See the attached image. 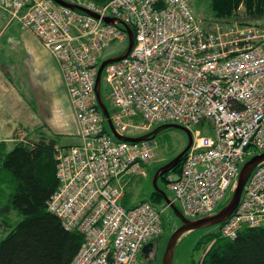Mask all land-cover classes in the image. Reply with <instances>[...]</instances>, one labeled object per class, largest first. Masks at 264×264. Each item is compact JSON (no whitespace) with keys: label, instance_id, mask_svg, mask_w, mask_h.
<instances>
[{"label":"built area","instance_id":"obj_1","mask_svg":"<svg viewBox=\"0 0 264 264\" xmlns=\"http://www.w3.org/2000/svg\"><path fill=\"white\" fill-rule=\"evenodd\" d=\"M63 1L97 16L53 0H0L7 22L16 19L50 53L78 123L80 144L56 154L59 184L48 205L83 236L68 264H142L139 249L162 232L168 203H122L128 178L146 175L155 152L152 139L115 140L105 130L95 107L99 59L114 41H125L124 51L129 27L130 50L101 71L112 124L134 135L169 122L190 129L180 171L166 173V183L182 214L196 218L212 213L241 164L264 151V25L206 22L189 0ZM263 222L264 160L220 232L232 238L242 226Z\"/></svg>","mask_w":264,"mask_h":264},{"label":"trees","instance_id":"obj_2","mask_svg":"<svg viewBox=\"0 0 264 264\" xmlns=\"http://www.w3.org/2000/svg\"><path fill=\"white\" fill-rule=\"evenodd\" d=\"M92 1L102 4L109 0ZM209 9L211 18L200 19L206 22L209 19H236L240 25H264V21L254 20L264 17V0H209ZM62 88L69 102L63 85ZM100 93L103 101L106 97L110 99L108 89L100 88ZM95 107L103 116L105 130L112 136L98 102ZM108 110L111 113L113 107ZM74 120L78 130L75 116ZM58 137L59 133L50 134L42 125H38L27 128L25 132H14L11 140L0 139V264H68L82 243V234L75 229H66L60 217L48 205L50 196L59 184L56 176L57 152L80 144L79 134V141L74 143H60ZM8 141L12 142L11 147H7ZM182 159L183 156L167 171L159 174L157 185L164 191V187L158 184L159 178L167 187L166 173H178ZM161 164L152 169L151 178ZM129 181L130 177L122 197L124 206L131 207L142 201H149L158 207L166 204L162 195L152 187L146 197L130 205ZM227 199H223L216 209ZM221 224L197 239L195 247L199 249L202 246V253L197 261L192 259L191 264H264V222L256 226L244 225L232 238L221 234Z\"/></svg>","mask_w":264,"mask_h":264},{"label":"rangeland","instance_id":"obj_3","mask_svg":"<svg viewBox=\"0 0 264 264\" xmlns=\"http://www.w3.org/2000/svg\"><path fill=\"white\" fill-rule=\"evenodd\" d=\"M189 1L191 3L194 14L198 18H211L212 15L209 9V0ZM3 16L5 15L3 14V12L0 11V62L6 63L7 61L15 60L18 55H20L19 59H21L26 54L25 50H22V48H20L19 46L22 45V41L25 34L24 31H27V29L22 28L16 19L11 20L12 22L9 23L7 22V19ZM254 20H256V22H263L264 17L254 18ZM124 43L125 41L112 42L105 49L104 57L120 52L124 46ZM101 59L102 58H100L99 61H101ZM21 66L23 67L22 64ZM2 77L6 78L5 74L0 71V78ZM20 80H23V78H20ZM100 84L101 90L108 89V85L103 80V73L101 76ZM20 88L21 92L25 93L24 102L22 103L19 98L16 102L15 100H8V112L11 113V127L13 128L6 130L3 128L2 130H0V136L12 134L14 127L18 124V122L13 123V121L18 118L19 120H21L20 122H24L22 124L29 126V128H33L37 125H42V127L48 130L50 134L59 133L58 139L60 143H74L79 141L77 125L69 106L61 105L58 106L57 109H49L45 117H42V115H38L39 110L37 111V115H28V113L34 111L35 103L31 100L32 95H30L27 86L20 85ZM9 90L10 85H8V82H6L5 84L4 81L0 80L1 100L5 99V95L10 94ZM8 99H11V95L8 96ZM104 99L107 108H111L112 102L110 101V99H108L107 97ZM131 118L134 121H137L139 119L138 115H134ZM196 127L198 128L199 125H197ZM9 130L11 131L8 132ZM201 131H203V128L201 129ZM134 134L135 132L131 130H128L126 132V135ZM151 139L155 156L144 164L147 171L146 175L130 176L128 187H130L129 192H131V197L129 198L128 203L137 202L147 196L148 192H150L152 189V169L155 168L157 164H161L162 162L168 161L179 150H181L186 143L187 136L186 133L180 128L166 127L157 131ZM11 146L12 142L8 141L7 147ZM158 184L164 187L167 195L172 198L171 191L165 186L164 182L160 178ZM229 194L230 192L227 191V195ZM174 202L178 207H180L178 201L175 200ZM161 214L163 229L159 237L154 241L156 245V249L154 251L155 264H160L166 240L172 229L175 227V225H177L179 220V218L176 216V214L171 208H164ZM216 228L217 224H213L184 232L175 243L171 264H191L192 259L197 261V259L200 258L202 253V246L199 247V249L195 247L197 239L201 235L213 231ZM156 243H158V246Z\"/></svg>","mask_w":264,"mask_h":264},{"label":"water","instance_id":"obj_4","mask_svg":"<svg viewBox=\"0 0 264 264\" xmlns=\"http://www.w3.org/2000/svg\"><path fill=\"white\" fill-rule=\"evenodd\" d=\"M54 1H56L62 5H65V6H68L71 8H77V9L89 12V13L93 14L94 16H97L96 13H93V12L87 10L86 8H84L80 5L68 3V2H65L63 0H54ZM104 20L109 22V21H112L113 18L109 17V16H105ZM125 27H126L127 34H128V42H127L126 47H125L123 52L116 54V55L106 57L100 61L98 69H97V73H96L94 89H95V93H96V97H97V102L101 108V111H102L105 119H106V122L108 123L112 134L115 137H117L118 139L137 142V141H141L143 139H146L150 136H154V134L157 131H159L163 128H166V127L180 128L186 133L187 140H186L184 147L181 150H179L168 161L161 164L155 170V172L151 178L152 187L162 195L164 201L166 203H168V205L171 207V209L174 211V213L176 214V216L180 220V223L178 225H175V227L170 232V234L166 240L165 247H164V250H163L162 256H161L160 264H171L175 243L177 242L179 237L184 232L191 230V229H195V228L205 227V226H209V225H213V224H220L223 221H225L231 215V213L235 210V208L237 207V205L239 203L243 188H244V186L247 182V179L249 178L253 168L259 162L264 160V151H261L259 153H256V154L248 157L241 164L239 172H238L237 177H236V180L234 181L233 187L230 190V194L227 196L228 199L220 208L215 209L212 213H208V214L196 217V218H188L185 215H183L182 212L180 211V209L174 203V201H172V199L167 195V193L161 187H159L157 185V178H158L159 174L167 171L172 165L176 164L181 159V157L185 154L187 149L190 147L191 140H192L190 129L181 125V124L169 122V123L158 124L155 127H153L151 130H149L145 133L138 134V135L122 134L114 128L112 121H111V118H110L109 110H108L107 106L105 105L103 99L101 98V93H100V79L101 78L100 77H101V71H102L103 67L107 63L118 60V59L122 58L123 56H125L131 48L132 32L129 29V27H127V26H125ZM149 244L150 243H148V242L145 243L143 245V249L145 247H147Z\"/></svg>","mask_w":264,"mask_h":264},{"label":"crops","instance_id":"obj_5","mask_svg":"<svg viewBox=\"0 0 264 264\" xmlns=\"http://www.w3.org/2000/svg\"><path fill=\"white\" fill-rule=\"evenodd\" d=\"M24 33L22 45L19 47L22 50L24 49L26 54L21 59H19L20 55H18L15 60L7 61L6 63L0 62V71L6 76V78L2 77L0 80L4 81L5 84L8 82V85H10V94L5 95V99H0V130L13 128L11 127V113L8 112V100H15L16 102L19 98L22 103L24 102L25 93L21 92L20 85L27 86L30 95H32L31 100L35 103L34 111L28 113V115H37L39 110L38 115L45 117L49 109H57L61 105L70 107L62 88L59 72L50 53L31 31L27 30ZM20 78H23V80H20ZM9 95H11V99H8ZM20 121L18 118L13 121V123L18 122V124L14 127L12 134L16 131L25 132L29 128V126L22 124L24 122ZM12 134L0 136V139L11 140ZM134 203L136 202L129 204Z\"/></svg>","mask_w":264,"mask_h":264},{"label":"flooded vegetation","instance_id":"obj_6","mask_svg":"<svg viewBox=\"0 0 264 264\" xmlns=\"http://www.w3.org/2000/svg\"><path fill=\"white\" fill-rule=\"evenodd\" d=\"M178 225V224H177ZM155 240H150V243L147 247L143 249V246L139 249L138 255L141 259L142 264H155L154 251L156 249ZM158 246V243H156ZM151 261V262H150ZM153 261V262H152Z\"/></svg>","mask_w":264,"mask_h":264}]
</instances>
